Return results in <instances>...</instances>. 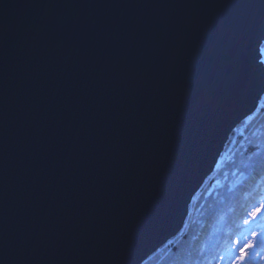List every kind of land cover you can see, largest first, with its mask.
I'll return each mask as SVG.
<instances>
[{
  "label": "water",
  "instance_id": "water-1",
  "mask_svg": "<svg viewBox=\"0 0 264 264\" xmlns=\"http://www.w3.org/2000/svg\"><path fill=\"white\" fill-rule=\"evenodd\" d=\"M264 0H0V264H141L264 94Z\"/></svg>",
  "mask_w": 264,
  "mask_h": 264
},
{
  "label": "trees",
  "instance_id": "trees-1",
  "mask_svg": "<svg viewBox=\"0 0 264 264\" xmlns=\"http://www.w3.org/2000/svg\"><path fill=\"white\" fill-rule=\"evenodd\" d=\"M261 201L264 94L254 112L229 134L214 170L191 198L181 230L141 264H226L220 257ZM254 230L255 254L247 255L240 264H264V237L260 236L264 216L258 215L257 226L249 229Z\"/></svg>",
  "mask_w": 264,
  "mask_h": 264
},
{
  "label": "rangeland",
  "instance_id": "rangeland-1",
  "mask_svg": "<svg viewBox=\"0 0 264 264\" xmlns=\"http://www.w3.org/2000/svg\"><path fill=\"white\" fill-rule=\"evenodd\" d=\"M260 54H261L260 60L264 64V42L261 43ZM260 204H264V201H261ZM260 204H259V206H260ZM259 206L255 207V208H258ZM252 211L249 214V218H246L245 222H243V224H242L245 227L240 231L239 235L234 236L233 237V241L227 245L226 252L228 250H231L233 255L231 256V258L225 260L226 264H233V262L236 261V258L238 256H240L241 252H248V255L251 254V251L246 247V245L248 244V242L250 240L254 244V240H255V237L252 236V232H255V230L254 231H249V229H250L249 228V224H250V222L252 220V216H251ZM256 220L258 221V216L256 217ZM239 264H240V262H239Z\"/></svg>",
  "mask_w": 264,
  "mask_h": 264
},
{
  "label": "snow or ice",
  "instance_id": "snow-or-ice-1",
  "mask_svg": "<svg viewBox=\"0 0 264 264\" xmlns=\"http://www.w3.org/2000/svg\"><path fill=\"white\" fill-rule=\"evenodd\" d=\"M262 209H264V204H260V206L258 208H255L252 213V220L249 224V228L251 229L254 226H257V220L256 217L259 216H264V211H262ZM252 236L256 237L257 233L256 232H252ZM261 237H264V231H262L260 233ZM246 247L251 251L252 254H255V246L253 244V242L250 240L248 242V244L246 245ZM233 255V253L231 252V250H228L227 252L224 253L223 256H221V259H229L231 258V256ZM248 255V252H241L240 256H238L236 258V261L233 262V264H239V262L244 261L245 256Z\"/></svg>",
  "mask_w": 264,
  "mask_h": 264
}]
</instances>
